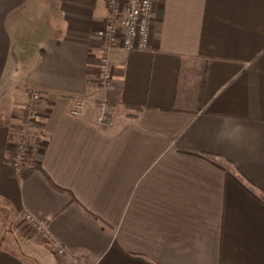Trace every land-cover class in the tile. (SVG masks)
<instances>
[{
	"label": "crops",
	"instance_id": "crops-1",
	"mask_svg": "<svg viewBox=\"0 0 264 264\" xmlns=\"http://www.w3.org/2000/svg\"><path fill=\"white\" fill-rule=\"evenodd\" d=\"M107 16V0H0V264H264V0H155L150 48L113 46L104 89ZM34 90L23 177L10 140Z\"/></svg>",
	"mask_w": 264,
	"mask_h": 264
},
{
	"label": "built area",
	"instance_id": "built-area-1",
	"mask_svg": "<svg viewBox=\"0 0 264 264\" xmlns=\"http://www.w3.org/2000/svg\"><path fill=\"white\" fill-rule=\"evenodd\" d=\"M108 16L104 27L98 31V36L105 42L106 49L100 56L98 83L107 89L113 81V63L111 48L120 44L125 51L147 50L150 48L152 26L155 12V0H107ZM42 94L31 91L24 104V116L14 131L10 140L12 150L10 160L13 170L20 174L26 168L35 165V156L38 145L33 132L38 121V105ZM89 106V99L76 97L73 99L69 113L74 117H81ZM97 123L103 127H110L114 121L107 99H101L98 104ZM23 220L28 224L34 235L48 244L57 256L66 254L63 248L55 241L48 227L33 214L26 213Z\"/></svg>",
	"mask_w": 264,
	"mask_h": 264
},
{
	"label": "rangeland",
	"instance_id": "rangeland-1",
	"mask_svg": "<svg viewBox=\"0 0 264 264\" xmlns=\"http://www.w3.org/2000/svg\"><path fill=\"white\" fill-rule=\"evenodd\" d=\"M22 225L23 226H25V228L26 229H24L26 232H27V234H29L31 231H32V234L34 235V232H33V230H32V228L28 225V224H26V222L24 221V220H22ZM28 230V231H27ZM35 236V235H34ZM36 237V236H35ZM36 239L38 240V241H40L37 237H36ZM2 245H0V247H1ZM21 250L23 251V254H25L26 255V253H24V252H26L25 250H24V248H21ZM28 255V254H27ZM28 257H30V256H28Z\"/></svg>",
	"mask_w": 264,
	"mask_h": 264
},
{
	"label": "trees",
	"instance_id": "trees-1",
	"mask_svg": "<svg viewBox=\"0 0 264 264\" xmlns=\"http://www.w3.org/2000/svg\"><path fill=\"white\" fill-rule=\"evenodd\" d=\"M35 168H36V165H34L33 167L26 168V169L22 172V173H25V174L23 175V177L26 176V175H28V173L32 172Z\"/></svg>",
	"mask_w": 264,
	"mask_h": 264
}]
</instances>
